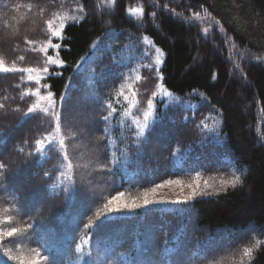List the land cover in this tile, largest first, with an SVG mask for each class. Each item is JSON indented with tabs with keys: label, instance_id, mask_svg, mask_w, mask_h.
<instances>
[{
	"label": "trees",
	"instance_id": "1",
	"mask_svg": "<svg viewBox=\"0 0 264 264\" xmlns=\"http://www.w3.org/2000/svg\"><path fill=\"white\" fill-rule=\"evenodd\" d=\"M75 1L84 12L74 19L77 21L65 25L66 38L59 40L58 55L65 66L50 67L51 74L41 81L50 85L47 91L55 94L58 105L60 96L68 97L58 135L65 139L71 171L56 150L58 145L45 158L35 153V141L55 127L43 111L27 113L34 102V96L27 92L34 90L35 84L24 79V73H0V104L4 105L0 108V162L8 165V190H0V229L14 226L24 230L32 224L35 232L31 240L22 233L15 244L8 243L9 238L0 243V264H19L8 255L27 261L34 248L42 254L52 250L58 264H73L76 244L90 235L83 251L92 255L86 256L83 264H148L149 259L171 264L177 258L185 259L186 264H205L209 257L199 254L202 250L196 247L205 232L211 235L212 243L223 236L237 237L236 231L252 226L262 241L252 248L251 259L241 260L244 264H264V0ZM61 4V0H0V60L9 66L14 61L16 67L41 66L45 57L26 41L48 39L45 21ZM134 8L143 12L130 13ZM205 28L209 29L207 34ZM112 30L147 36L162 52L157 68L162 85L182 97L199 91L205 101L194 111V120L182 114L168 120L163 113L150 130H145L147 140L139 146L132 143L136 138L127 136L124 167L133 173L132 179L117 162L112 174L104 169L108 164L105 154L111 155L101 119L105 115L101 99L107 96L103 90L108 85L98 77L97 94L102 98L94 102L88 95L87 73L76 70L94 41ZM19 56L25 59L20 61ZM101 64L102 60L94 65V72ZM157 74L154 68L141 70V80L134 86L139 108L154 90ZM81 106L89 116L82 122H70L67 116ZM207 107L217 111L226 155L238 167L232 171L209 162L202 169L201 179L211 184L207 191L215 194L196 197L190 202L191 210L185 205L183 210L157 205L122 210L97 227L83 228L82 221L96 224L97 209L117 191L124 193L126 202H142L145 189L157 182L153 184L149 175H160L158 181L191 180L190 174L172 171L171 146L195 147L200 138L197 125ZM82 135L91 138L87 145L78 142ZM66 169L67 192L56 186ZM45 172L49 173L47 178ZM235 176H240L242 183L235 188L222 185V181L230 184ZM9 216L11 221L5 223ZM210 264L234 262L230 253L228 258L212 257Z\"/></svg>",
	"mask_w": 264,
	"mask_h": 264
},
{
	"label": "rangeland",
	"instance_id": "2",
	"mask_svg": "<svg viewBox=\"0 0 264 264\" xmlns=\"http://www.w3.org/2000/svg\"><path fill=\"white\" fill-rule=\"evenodd\" d=\"M61 1L62 4L60 5V8L57 10H53L51 17L49 18L53 19L54 27L57 29H59L61 25H66L69 22L77 21L80 17V12L76 10L77 7L80 6L78 2L76 3L75 0ZM72 17H76L77 20L72 19ZM46 30L48 33L47 26ZM49 39H51V37L48 35L47 40L38 43L36 42L33 45L36 51L43 54L45 58L46 54L39 51V49L41 47H46ZM55 40L53 41L54 43H59V39ZM149 41L151 40L144 35L135 37L128 33H122V31H109L107 34L94 41L90 53L78 66V69L80 71H85V73H87V84L91 89L88 95L89 97L94 99V102H97V98L99 97V95L97 94L96 82L99 80L98 77L101 79V81L104 82L105 86L108 85L106 88L107 90H103V92H105L104 94H107V96L104 98L100 96L99 98H102L101 103L104 101V107L107 103L112 102L113 106L117 107L118 112L109 119L107 124H105L104 132L105 129H107L105 133H108L107 137L110 145L111 157L117 162L116 164L118 168L122 172L126 173L125 175L131 179L133 178V173L129 172L126 167H124V165L127 164V161L124 158V156L127 155V151L124 150V145H126L127 143V136L136 138L133 134L135 128L133 119L135 118L137 122L143 124L145 112L151 113L148 116V123L150 125L157 121V119L161 117L163 113H165V115H168V120H172L174 116L178 114H182L183 118H186L188 116H191L192 113L197 108H199L200 105L203 106L205 103L204 98L199 91H194L186 97H182L170 92L162 85L160 81L161 75L160 73L157 74V68L161 64L157 63V60H161L162 52H157L156 49L158 47H156L152 43V41L150 44ZM47 55H52L53 58L60 59L58 50L49 49ZM101 60L102 64L94 72V65H98ZM3 64L7 67H12L6 65L4 62ZM149 66L154 68L157 77H159L154 90L145 101L144 107L139 108V98L137 95L133 96V91L135 90L134 86L138 82L137 77H140L141 70L143 68L148 69ZM86 70H88V72H86ZM120 74H123V79H120ZM27 77L28 74L24 73V79L28 81ZM28 82L35 84L34 81ZM42 85L43 84L41 82V95L46 96L47 90L43 89ZM36 87L37 85H35L34 90L27 93H34ZM121 90L123 91L122 95L120 94ZM153 93H155L154 96ZM125 97H127V99H125ZM117 98L119 99V104L115 103V100ZM149 99L153 100L152 109H148L147 107V102ZM37 102L40 105V109L48 106L46 100H40L39 97L34 96L33 104ZM81 108L82 106L78 107L76 110H73L67 116V119L73 123L84 121V119H86L89 115L85 112L83 113V108ZM104 109L105 114H107V111L109 110L106 109V107ZM158 110L161 111L160 114H157ZM27 113L29 112L27 111ZM129 113H131V115H129ZM201 121H204V125H206V127L201 126L198 129V135H200V138L196 141L195 147H182L178 146L176 143L171 146L170 154L173 160L172 171L178 172L179 174H190L193 177L191 180L179 179L183 181L185 185L191 183L196 176V172L201 173L203 171L202 169L205 168L209 164V162H215L217 167L224 166L229 167L232 171L238 170V167L233 164V160L230 158V156L226 155L223 136L221 135V132L219 130L220 117L217 111L214 108H208L206 114L198 122V124H200ZM129 129H131V132H129ZM116 130L118 131L119 139L115 132ZM125 130L128 131L127 134H125ZM114 135L118 141L114 138ZM57 139H59V135L57 136ZM90 139L91 138L89 136L82 135L78 139V142L82 145H87V142ZM120 141L121 143H119ZM45 143L47 144V142ZM75 145L76 142L73 143V146ZM163 145H165V143ZM48 151L49 150L45 148V150L40 153V156L42 158H45ZM198 152L200 153L198 154ZM62 173L63 175H60V179L56 186L68 189L69 179L67 175V169ZM159 177L160 175H153V177L151 175L148 176V178H153V184L155 183V181H157L156 184L163 183V181H158ZM204 181L205 180L201 179V189H204ZM210 188L211 184H209V190H211ZM189 192L190 189H188L187 187L181 189V187L178 185H168L158 188L154 199L165 201H182L184 197L189 194ZM156 205L165 206L166 208L170 209L176 208L178 210H183L185 207L183 205L172 203H162ZM246 235L247 237H245ZM259 235L261 234L259 233ZM236 236L237 237L231 238H224L223 236L222 238L209 243V241L211 240V235L205 232L204 236L200 237L196 241L197 249L202 250V252H200L199 254H203L204 256L206 255V258L209 257L204 263L210 264L212 257H215L216 260L220 257L228 258V255L231 253V259H233L234 264H238L239 260L243 258L247 259V257L243 256L244 247L251 246V248H255L262 241V239L257 235L256 228L253 226L236 231ZM242 238H244V242H242ZM249 241L252 242L248 243ZM229 243L234 244V247H228L227 245ZM171 249H174V246ZM209 252L210 254H208ZM73 264L80 263L76 261Z\"/></svg>",
	"mask_w": 264,
	"mask_h": 264
},
{
	"label": "snow or ice",
	"instance_id": "3",
	"mask_svg": "<svg viewBox=\"0 0 264 264\" xmlns=\"http://www.w3.org/2000/svg\"><path fill=\"white\" fill-rule=\"evenodd\" d=\"M110 2L114 4L115 0H110ZM30 8L31 6H29V10ZM76 10L81 13L84 12V8L82 5L78 6ZM41 11H43V9H41ZM129 11L130 13H137V12L142 13L143 9L134 8V9H130ZM152 15L154 16L155 13H153ZM193 15L195 18L199 17V13H194ZM72 19H76V17H72ZM45 24L48 29V35L51 37V39L48 40L46 47H41L39 49V51L46 54V59L44 60L43 64L39 67H16L15 61H14L12 67H7L3 64L2 61H0V73H5V74L7 73H27L28 81H34L35 85H37L35 92L29 93V95L37 96L39 97L40 100H46L48 106L44 107L43 109H40V105L37 102V103L32 104V106L28 108V112L34 113L37 109H40L41 111H43V113L47 117L50 118V121L54 123L55 127H54L53 132H50L47 135L35 141V153L36 154L42 153L45 150V148H47L48 150H52L54 147L58 145V148L56 150L58 151V153L63 154V159L64 161L67 162V169L71 171L73 169V164L69 157V153L67 151V145L65 144V139L63 137H60L59 139H57V136H56V134H58L61 130V113H62V110L64 109V105L68 97L60 96L59 105H58L56 98H55V94L52 91L48 90L46 96L41 95V87H40L41 81H46L48 76L51 74L50 73L51 66H55L58 68H63L65 66V62L63 60L55 59L53 58L52 55H47V53L49 52V49L59 50L61 48V43H54L53 41L55 39L62 40L66 38L63 36V29L65 25H61L60 28L57 29L54 27L53 19H47L45 21ZM203 31L205 34H207L209 32V29L205 28ZM26 43L29 45L35 44L34 41H26ZM149 43L151 44V41H149ZM32 50L35 51L36 50L35 47H33ZM156 51L159 52L160 49L157 48ZM18 59L20 61H23L25 57L19 56ZM157 63H161V61L157 60ZM76 70L78 71L79 69L77 68ZM148 70L153 71V68L149 66ZM33 74H38V75H33ZM21 79H23V77H21ZM120 79H123V74H120ZM140 79L141 77H137V81H139ZM42 87L43 89L47 90L50 88V85H48L45 82L42 85ZM120 94L121 95L123 94L122 90ZM136 95H137V92L134 90L133 96H136ZM154 95L155 93H153V96ZM23 98L24 97L21 96V99ZM125 99H127V97H125ZM115 103L119 104L118 98L115 100ZM3 107L4 105L0 104V108H3ZM105 107L109 111H107V114L103 115L101 119L105 122V124H107L109 119L112 118L114 114L118 112V109L117 107L113 106L112 102L107 103ZM147 107L148 109L153 108L152 99L148 100ZM150 114H151L150 112L144 113V123L143 124H140L139 122H137L135 118L133 119V123L135 125L133 134L136 137V139L132 143L136 146H139V144H142L147 140V137L145 136V130H150L151 128V125L148 123V116ZM129 115H131V113H129ZM189 118L194 120L195 112L192 113L191 117H186V119H189ZM201 126L206 127V125H204V121H201L200 124L197 125V128H200ZM106 131L107 129H105V132ZM45 142H47V144ZM20 151L23 152L24 151L23 148H21ZM29 155H33V153H29ZM105 156L108 159V164L104 165V169L106 170L108 174H112L113 165L116 163V161L111 157V155L107 153L105 154ZM7 169H8V165L4 162H0V190H4V191L8 190L5 186V181L8 179ZM61 175H63V173H61ZM44 176L47 178L49 176V173L45 172ZM200 183H201V173L200 172H196V176L194 180L187 185H185L184 182L179 179H166L163 181V183L156 184L154 187H151V188H146L143 193L142 202L136 201V200L132 201L131 203L126 202L123 199L124 193L121 191H117L115 195H112L111 198L108 199L107 203L103 204L102 208L97 209L95 213L97 217L96 224H93L91 220L87 222L82 221L83 228L90 229V228L97 227L100 222L106 221L109 215L119 213L122 210L132 211V210L140 209V208H149L150 206H153L156 204L172 203V204H177V205H185L189 210H191L190 202L195 200L196 197L215 194V193H210L207 191V189L209 188L208 181L206 180L204 181V189L200 188ZM221 183L222 185H227V186H231L235 188L237 184L242 183V179L240 176H235L230 182V184L227 181H222ZM168 185H178L181 187V189L187 187L188 189H190V192L187 196L184 197L182 201L181 200L165 201V200L154 199L157 189L168 186ZM64 191L67 192L68 189L65 188ZM217 191H219V189ZM25 215H28V213L25 212ZM11 219L12 218L10 216L7 217V220L5 221V223H7L8 221H11ZM29 229H32L33 231L29 232L28 231ZM77 230H79V228ZM22 233L26 234L24 236L25 239L31 240L35 238L34 226L32 224H28L27 228L24 230L13 226V227H8L6 229H0V243H2L6 238H9L7 239V242L15 244L17 243V238L21 237ZM90 239H91V235L89 236L88 240H84L81 243L76 244L75 250L76 252L81 254L82 258L85 255L91 258V255H92L91 251L87 253L83 251L84 246L90 242ZM227 246L234 247V244L229 243ZM31 251L34 253V255L27 261H25L22 257H19V256L8 255L9 250L7 248H5V255H8L9 260H18L19 264H41V261H48V264H58L55 258V254L53 253L52 250H48L45 254H42L37 248H34ZM252 253H253V249L251 247L243 248L244 257H248L249 259H251ZM205 258H206V255H205ZM148 264H161V262L159 260L149 259ZM171 264H186V260L177 258L173 260ZM241 264H244L243 260H241Z\"/></svg>",
	"mask_w": 264,
	"mask_h": 264
}]
</instances>
